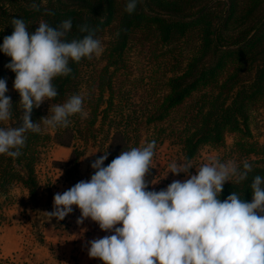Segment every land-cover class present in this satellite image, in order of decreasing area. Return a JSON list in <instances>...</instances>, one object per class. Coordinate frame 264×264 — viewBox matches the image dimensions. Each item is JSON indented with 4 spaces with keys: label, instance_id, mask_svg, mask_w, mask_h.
Masks as SVG:
<instances>
[{
    "label": "trees",
    "instance_id": "obj_1",
    "mask_svg": "<svg viewBox=\"0 0 264 264\" xmlns=\"http://www.w3.org/2000/svg\"><path fill=\"white\" fill-rule=\"evenodd\" d=\"M127 2L0 0V44L5 36L12 34L13 18L23 19L29 32H34L41 20L55 27L71 19L69 40L87 34L79 31L82 24L94 30L98 39L110 29L102 53L105 64L96 75L95 86L83 89L87 117L76 114L69 118L71 123L67 127H58L53 132L41 124V132L25 134L26 143L19 157L0 154V197L6 196L12 186L21 184L28 197L36 201L40 182L35 167L40 160V147L52 142L71 148L68 159L60 162L68 176L72 171L77 173L85 143L106 134L110 140L107 159L103 162L106 167L121 151L147 142L138 137L141 122L145 125L162 122L174 111L177 119L182 120V127L176 128L182 159L188 157L191 161L202 146L221 147L227 133L234 135L228 157L241 167L243 161H249L253 171L239 184L226 181L218 198L223 201L234 191L251 202L252 178L264 176V144L250 140L252 110L264 99V0H139L132 14L125 11ZM33 3L39 5V11L32 9ZM45 9L55 14L46 15ZM132 41L152 47L156 58L174 61L173 67L163 74V86H149L148 101L140 100L144 119L125 114L122 102L128 90L117 86L115 81L125 66V53ZM87 60L70 61L72 72L53 80L58 95L47 101L50 105L63 103L81 92L77 84L80 68ZM10 61L11 57L0 51V78L9 77L13 83L16 74L6 67ZM8 96L13 103V118L17 119L13 126H18V117L23 113L18 103L19 92L15 90ZM43 116L40 107L32 110L33 121L40 123ZM62 135L67 138L61 139ZM75 138L84 142L81 148L72 144ZM131 139H135L132 144ZM155 151L156 147L152 168L145 177L149 182L147 191L158 176Z\"/></svg>",
    "mask_w": 264,
    "mask_h": 264
},
{
    "label": "clouds",
    "instance_id": "obj_2",
    "mask_svg": "<svg viewBox=\"0 0 264 264\" xmlns=\"http://www.w3.org/2000/svg\"><path fill=\"white\" fill-rule=\"evenodd\" d=\"M138 2L128 0L125 11L132 14ZM31 7L39 11V5ZM45 14L55 13L45 9ZM12 26L0 51L11 57L6 67L16 74L13 88L19 92L23 113L18 126H13L17 121L13 103L6 95V79L0 78V154L16 158L22 154L27 132H41V124L52 130L67 127L76 114L87 117L83 94L52 104L40 123L31 119V113L57 97L53 80L72 72L70 61L99 57L105 49L87 24L79 26L86 35L69 40L71 19L55 27L41 20L34 32L28 31L23 19L13 18ZM155 147L153 140L121 151L106 167L108 153L103 152L91 163L96 171L89 180L54 194L53 210L46 212L48 220L64 219L76 205L81 212L77 223L91 218L101 230L112 232L88 241V255L104 264H264V176L252 178L251 202L234 191L221 201L224 183L245 181L252 164L245 160L241 167L212 155L194 166L184 157L171 162L167 172L189 175L194 167L196 174L185 181L174 180L158 192L147 191L145 177L152 168ZM118 223L121 226L115 227Z\"/></svg>",
    "mask_w": 264,
    "mask_h": 264
},
{
    "label": "rangeland",
    "instance_id": "obj_3",
    "mask_svg": "<svg viewBox=\"0 0 264 264\" xmlns=\"http://www.w3.org/2000/svg\"><path fill=\"white\" fill-rule=\"evenodd\" d=\"M109 32L110 29L108 28L99 38L103 46L109 38ZM154 52L156 51L152 47L148 45L141 46L132 41L125 53V66L120 69L115 78L117 86H123L124 90H128L125 92V99L122 102L125 114L131 113L133 116H141L144 119L142 115L143 105L140 100L148 101L146 98L149 97L150 92L148 93L146 89L149 86H163V74L173 67L172 63L174 61L171 62L170 59L166 58H156ZM104 64L105 59L100 55L88 59L81 66L80 79L77 84L78 91H81L79 94L85 93L83 89L86 86H95L96 75ZM6 82L8 88L6 95L11 96L15 93L13 83L9 77H7ZM40 108L46 116L50 112L51 105L46 100L40 105ZM177 118L178 116L173 111L165 121L152 122L147 125L144 121L141 122V132L138 137L141 141L147 139V142L153 140L156 142L155 155L158 176L149 191L158 192L166 189L174 180L185 181L190 175L196 174L194 167L189 169V175L184 173L173 175L171 172H167L171 162L182 159L179 151L178 132H176V128L182 127V120ZM46 129L52 131V129ZM250 132L252 133L250 140H256L259 144H264V99L260 100L255 109L252 110ZM109 134L112 135L111 132ZM105 135H97L95 139H90L85 143L86 150L79 159L77 173L73 174L72 171L68 173V176L63 173L60 162L68 159L71 152L70 147L51 142L39 148L41 155L35 170L40 183L36 201L33 202L28 197L27 190L21 184L12 186L6 196L0 197V264H39L40 261L44 262V260L56 262L58 254L55 253L54 244L52 245L50 241L51 236L46 233L44 227L53 225L55 228L64 231L63 229H68L70 225L68 219L70 214H81V212L76 205H72L73 211L62 220H57L54 217L48 220L46 212L53 210L54 194L63 193L80 180L87 181L91 178L96 170L92 169L90 165L96 160V155H102L103 152L109 150V136L106 138ZM130 135H132V132ZM61 137V139L67 138L66 135ZM233 138V134L227 133L221 147L202 146L198 155L191 160V163L194 166H199L201 163L207 162V158L212 155H220L224 161L232 160L228 157V153ZM134 141L135 139H131L129 143L132 144ZM72 144L81 148L84 142L75 138ZM90 153L93 154L89 155ZM65 168L70 171L69 166H65ZM6 245L12 252L11 259L10 257H8L9 259L2 257V250L6 253ZM18 253L22 254L19 255L20 260H17ZM74 256L68 259L76 264L78 258ZM64 258L66 259V257ZM64 258L63 260H65ZM96 264H104V262L98 259Z\"/></svg>",
    "mask_w": 264,
    "mask_h": 264
},
{
    "label": "crops",
    "instance_id": "obj_4",
    "mask_svg": "<svg viewBox=\"0 0 264 264\" xmlns=\"http://www.w3.org/2000/svg\"><path fill=\"white\" fill-rule=\"evenodd\" d=\"M81 214H70L68 219L70 225L68 229L55 228L53 225L44 227L47 234L51 236V244H54L55 253L58 254L56 262H49V260L40 261L39 264H75L69 260V257H76L78 261L76 264H96L99 258H92L88 255L89 244L88 241L93 239H99L106 235H112V232L103 231L100 229L97 222L91 220V218H85L82 223H77L78 218ZM121 226L119 223L115 227ZM5 251L2 250V257L5 259L12 258L13 255L8 245L5 246ZM48 252V251H47ZM49 255V253H47ZM18 253L17 260L19 259ZM46 255V254H45ZM66 257V259L64 258ZM63 258L65 260H63ZM20 260V259H19ZM21 264V263H18Z\"/></svg>",
    "mask_w": 264,
    "mask_h": 264
}]
</instances>
